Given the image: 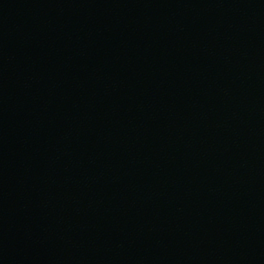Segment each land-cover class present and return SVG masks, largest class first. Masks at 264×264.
<instances>
[{
  "label": "water",
  "instance_id": "95a60500",
  "mask_svg": "<svg viewBox=\"0 0 264 264\" xmlns=\"http://www.w3.org/2000/svg\"><path fill=\"white\" fill-rule=\"evenodd\" d=\"M112 264H264V0H225Z\"/></svg>",
  "mask_w": 264,
  "mask_h": 264
}]
</instances>
